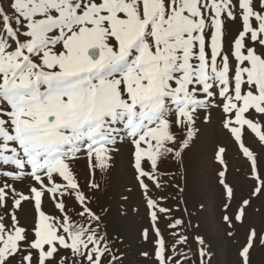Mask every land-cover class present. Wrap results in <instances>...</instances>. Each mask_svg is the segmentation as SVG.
Here are the masks:
<instances>
[{
  "label": "snow or ice",
  "instance_id": "6c2138e0",
  "mask_svg": "<svg viewBox=\"0 0 264 264\" xmlns=\"http://www.w3.org/2000/svg\"><path fill=\"white\" fill-rule=\"evenodd\" d=\"M212 127L235 147L214 152L218 236L193 223L183 173ZM121 161L118 233L97 177ZM253 213L264 0H0V264H254Z\"/></svg>",
  "mask_w": 264,
  "mask_h": 264
},
{
  "label": "rangeland",
  "instance_id": "374dc122",
  "mask_svg": "<svg viewBox=\"0 0 264 264\" xmlns=\"http://www.w3.org/2000/svg\"><path fill=\"white\" fill-rule=\"evenodd\" d=\"M222 144H228L229 151L227 155L232 157L235 147L228 142L226 136L222 135L216 127L208 128L206 134L196 139L185 154L183 173L187 179L186 207L192 213L193 223L199 225V232L202 235H222L221 226L227 227L220 219L223 209L215 196V179L218 165L214 159V152L216 147ZM177 175L179 176L180 173ZM97 180L104 186V191L100 195V204L111 209L113 224L110 226V230L122 233V225L119 223L117 215L118 208L122 203L120 193L125 191L123 187L125 184L129 188L133 187L125 177L123 162H120L116 172H113L110 176L97 177ZM180 182L183 183V181ZM135 199L136 197L133 196V200ZM201 202L204 203L205 207L200 206ZM176 215L179 216L181 213L178 211ZM250 220L258 227H264V216L253 213L250 215ZM240 238L243 239L242 233ZM129 241L132 242L133 247L138 243L132 239L131 235L129 240H125V243H129ZM253 261L254 264H264V250L254 253Z\"/></svg>",
  "mask_w": 264,
  "mask_h": 264
}]
</instances>
